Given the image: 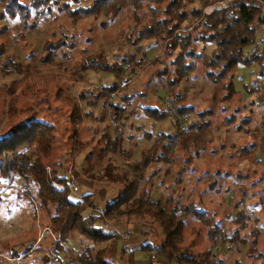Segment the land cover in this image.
Masks as SVG:
<instances>
[{
  "label": "trees",
  "instance_id": "1",
  "mask_svg": "<svg viewBox=\"0 0 264 264\" xmlns=\"http://www.w3.org/2000/svg\"><path fill=\"white\" fill-rule=\"evenodd\" d=\"M75 1L77 4H73L71 0H32L31 3L24 0H0V19L18 18L21 29L19 37L24 40L28 32L37 28L38 23L34 20L36 17L44 20L57 17L54 5L59 3L58 10H64L75 23L88 17H104L101 24L106 26L118 13L131 11L133 24L130 30L124 33L125 42L123 39L122 42L126 44L127 41L134 51L123 56L113 67L105 60L102 51L92 52L78 65L76 72L82 77L83 69L94 67L96 64L101 66L97 62L103 61L107 63L106 69L115 70L118 75L136 74L148 60L145 47H150L151 41L162 43L163 52L152 62L160 64L155 73L158 84L164 85L163 88H166L168 94L165 107H141L132 102V96L122 93L121 90V98L127 105L114 103L111 98L121 87L119 83L105 85L98 91L96 99H90L85 90L78 97L87 98V102L92 106L101 99L111 108L116 128L114 131L106 130L102 135L106 144L103 148L104 154L110 151L132 156L131 150L122 147L123 135L117 122L125 116V112L129 116H137L142 108L149 118L158 121L172 119L176 133H159L156 138L162 136L164 139L159 141L155 138L151 148L142 152L139 159L130 162L133 172L131 178L121 180L113 177L119 186V192L114 198L104 199L101 209L100 199L95 192L74 199L73 194L76 193L69 187L64 163L53 159L57 140L55 123L40 117L14 119L21 113L17 104L23 87H26L29 81L41 82L42 76H47L36 70L30 62L17 60L4 44H0V81L2 77L17 75L0 84V93L10 97L8 115L13 120L8 131L0 133V184L2 179L22 180L26 187L21 192V198L30 202L35 213L38 208L48 213L51 227L59 236L51 251L58 256L60 264L65 263L59 253L66 250L69 251L66 264H120L115 252L123 234L116 228H108L107 225L133 217L149 220L153 227L159 230L160 238L147 240L129 249L130 251L124 247L126 263L136 264V253L142 250L149 253L151 258L153 255L162 257L170 263L218 264L220 259L217 258L214 246L199 254L186 250V232L191 219L202 224L213 245L224 242L241 247L248 241L243 236L244 231L250 230L252 222L255 223L259 217L241 208L234 215H230L231 219L227 222L215 213H210L208 209L198 207L195 203H182L173 196H169L163 204L160 198L153 196L148 187H143V183L150 180L149 173L152 176L157 174L152 169L153 165L173 163L178 149L190 150L199 155L207 148L209 129L212 125L210 116L215 115V108L225 109L226 103L234 99L239 92L234 77L240 64H257L261 77L264 76V48L255 46L259 31L264 27V0H92L88 4ZM222 2L226 3L225 7L219 6ZM211 5L217 7L213 12L207 13L205 9ZM5 31L6 29H0V33ZM75 39L73 32H64L58 38L46 39L40 60L53 63L61 57L58 63L67 69L72 59L69 50L77 45ZM208 46H212L210 50ZM201 68H204L202 77L212 84L209 99L214 108L199 111L195 103L180 90V83L188 80ZM250 91L257 93L262 123L259 124L258 119L252 116L241 118L237 130L249 132L253 139L242 147L241 161H250V158L257 154L259 149L256 147V138L258 140L262 137L264 129V87L257 85L250 88ZM64 100L73 107V125L77 127L81 121L79 99L64 96ZM236 111L240 109L237 108ZM192 114H196L197 119L187 122L183 128L187 117ZM232 119L233 116L225 120ZM251 123L255 124L252 129L248 127ZM147 136L152 137L151 134ZM85 146V143L77 138L72 153L76 155ZM193 156L189 159L191 164ZM48 166L52 169L49 170ZM187 169V166H183L181 171L185 172ZM169 171L170 169L166 173H170ZM75 173L79 175L77 170ZM211 177L212 187L218 182L225 183L227 179V175L221 171L215 172ZM246 192L248 191H243L244 194H247ZM260 195L258 204L261 203L264 208V194ZM242 201L243 199L240 202ZM94 209L99 210L96 212ZM89 211L91 212L86 214ZM192 231L200 234L202 229L194 227ZM252 232L259 234L258 229ZM76 233L84 238L86 243H83L78 252L71 253L66 244ZM145 233L148 234V231ZM105 242H109L108 245L97 247ZM32 248L29 246L27 250ZM260 264H264V261Z\"/></svg>",
  "mask_w": 264,
  "mask_h": 264
},
{
  "label": "rangeland",
  "instance_id": "2",
  "mask_svg": "<svg viewBox=\"0 0 264 264\" xmlns=\"http://www.w3.org/2000/svg\"><path fill=\"white\" fill-rule=\"evenodd\" d=\"M24 1L31 3L32 0ZM71 1L77 4L75 0ZM79 1L88 4L92 0ZM57 5H54L57 17L52 20L36 17L34 20L38 23L37 28L28 32L24 40L19 37L21 29L18 18L0 19V29H6L4 33H0V44H4L17 60L30 62L36 70L47 76L46 78L43 75L41 82L29 81L27 86L23 87L17 104L21 113L14 119L40 117L55 123L57 140L53 159L64 163L66 173L72 168L74 173L77 170L79 174L75 173V179L77 178L80 191L73 194V198H81L83 194L95 192L100 199L101 209L104 199L114 198L119 192V186L113 177L121 180L131 178L133 172L130 162L139 159L142 152L151 148L159 133H176L177 129L172 119L158 121L149 118L142 108L137 116H129L125 112L123 113L125 116L117 122L121 126L123 135L122 147L131 150L133 154L127 156L110 151L104 154L103 148L106 144L102 140V135L106 130L114 131L116 128L111 108L101 99L92 106L87 102V98L82 99L78 96L85 90L90 99H96L98 91L105 85L119 83L121 87L111 98L114 103L127 105V102L121 98L122 92L132 96V102L141 107L148 105L165 107L168 94L166 88H163L164 85L158 84L155 73L160 64L152 62L163 52V47L162 43L151 41L150 47H145L148 60L136 74L118 75L115 70L106 69V62L99 61L97 63L101 66L96 64L94 67H86L82 70V77H79L76 72L78 65L82 64L92 52L102 51L105 60L113 67L123 56L134 51L127 41L126 44L122 42L124 33L129 31L133 24L132 13L120 12L113 20L108 21L106 26L101 24L104 17H88L75 23L64 10H58ZM261 29L263 30L259 31V39L255 46L263 49L264 27ZM64 32L75 33L77 42L76 47L69 50L72 59L67 69L58 63L61 57L53 63L43 62L39 57L46 39L58 38ZM211 47L208 46V50ZM203 75L204 68H201L195 75L180 83V90L195 103L199 111L214 108L209 99L212 84L205 80ZM14 77L17 75L2 77L0 84ZM234 83L239 91L238 94L226 103L225 109L215 108L217 110L215 115L210 116L212 125L209 129L207 148L199 155L190 150L178 149L173 163H158L152 166L157 174L152 176L149 173L150 180H145L143 187H148L153 196L160 198L163 204L169 196H173L182 203H195L198 207L208 209L210 213H215L217 217L227 222L231 219L230 215H234L241 208L259 217L255 223L252 222L250 230L244 231L243 236L248 241L241 247L224 242L213 245L202 224L191 219L187 227L185 246L188 252L196 254L214 246L217 258L220 259L218 264H260L264 261V208L261 203L258 204V199L260 194H264V129L262 137L258 140L256 138V147L259 149L257 154L251 157L250 161H241L242 147L253 139L249 132L238 131L237 127L243 116H252L258 119L259 124L262 123L260 107L257 105V93L251 92L250 88L257 85L264 87V76L261 77L257 64L251 66L240 64L235 71ZM141 91L143 93H140ZM64 96L79 99L81 121L77 127L73 125V107L64 100ZM9 101V96L0 93V133H6L13 122L8 115ZM237 108L240 111H236ZM232 116V120H225ZM196 119V114L188 116L183 128L186 127L187 122ZM248 127L252 129L255 124L251 123ZM147 134H151L152 137ZM77 138L86 146L74 155L72 149ZM163 139L162 136L156 138L159 141ZM192 156L191 164L189 159ZM183 166L188 167L187 171H181ZM50 167L48 166V169L51 170ZM168 169L170 173H166ZM217 171L227 175L226 184L218 182L212 187L211 175ZM25 187L20 179H2L0 184V264H60L58 256L51 251L54 241L59 236L51 227L50 216L40 208L35 213L30 202L21 198V192ZM246 190L248 192L244 194L243 191ZM242 199L243 201L240 202ZM98 210L94 209L96 212ZM107 227L116 228L123 234L115 252L120 264H128L123 255L124 247L130 251L134 246H139L147 240L160 238L159 230L153 227L149 220L141 218H127L113 222ZM194 227L195 229L201 227V233H194L192 231ZM254 229H258V235L252 232ZM146 230L148 234L145 233ZM83 243H86L85 239L76 233L66 245L71 249V253H76ZM108 243H102L97 247H104ZM29 246L33 247L30 251L27 250ZM68 252L66 250L59 253L65 264L68 262L66 260L69 257ZM136 264L176 263H170L167 259L154 255L151 258L149 253L139 250L136 253Z\"/></svg>",
  "mask_w": 264,
  "mask_h": 264
},
{
  "label": "built area",
  "instance_id": "3",
  "mask_svg": "<svg viewBox=\"0 0 264 264\" xmlns=\"http://www.w3.org/2000/svg\"><path fill=\"white\" fill-rule=\"evenodd\" d=\"M219 6L221 7H225L226 6V3L225 2H222ZM216 5H211V6H208L205 11L207 13H211L213 12L215 9H216ZM50 170V169H49ZM68 177H69V187L70 189L74 192V193H78L80 191V188L78 186V182L77 181V178L75 179V173L73 172L72 168L71 170L69 171V173H67ZM58 239V238H57Z\"/></svg>",
  "mask_w": 264,
  "mask_h": 264
},
{
  "label": "crops",
  "instance_id": "4",
  "mask_svg": "<svg viewBox=\"0 0 264 264\" xmlns=\"http://www.w3.org/2000/svg\"><path fill=\"white\" fill-rule=\"evenodd\" d=\"M139 239V238H138ZM135 247V246H134ZM137 247V246H136Z\"/></svg>",
  "mask_w": 264,
  "mask_h": 264
}]
</instances>
